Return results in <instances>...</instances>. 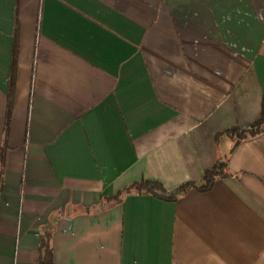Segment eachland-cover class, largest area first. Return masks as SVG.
<instances>
[{"label":"crops","instance_id":"crops-1","mask_svg":"<svg viewBox=\"0 0 264 264\" xmlns=\"http://www.w3.org/2000/svg\"><path fill=\"white\" fill-rule=\"evenodd\" d=\"M263 90L264 0H0V264H264Z\"/></svg>","mask_w":264,"mask_h":264},{"label":"trees","instance_id":"trees-1","mask_svg":"<svg viewBox=\"0 0 264 264\" xmlns=\"http://www.w3.org/2000/svg\"><path fill=\"white\" fill-rule=\"evenodd\" d=\"M8 108L9 105L7 106V109ZM262 132H264V90L261 95L260 115L258 119L243 130L232 127L223 131L222 134L228 135L234 139V143H237L247 137H253ZM224 166V162L217 161L213 167L204 171L199 182L186 183L171 191H165L158 183L155 182L145 180L134 181L125 186L123 189L119 190L114 195V197L118 199L130 194L150 195L160 200L171 202L174 201L176 197L183 195L190 189L197 191L208 190L217 178L227 175L223 171ZM39 253L40 256L38 264H52L51 250L48 246L47 238L45 236L44 239L41 238L40 240Z\"/></svg>","mask_w":264,"mask_h":264}]
</instances>
